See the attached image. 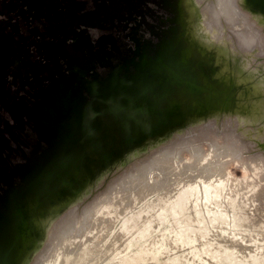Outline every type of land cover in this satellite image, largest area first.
Listing matches in <instances>:
<instances>
[{"label": "water", "instance_id": "95a60500", "mask_svg": "<svg viewBox=\"0 0 264 264\" xmlns=\"http://www.w3.org/2000/svg\"><path fill=\"white\" fill-rule=\"evenodd\" d=\"M233 1L227 22L215 18V0H181L178 29L157 53L148 91L100 110L113 122L109 137L92 139L88 156L73 155L85 148H75L72 134L27 167L24 188L0 200V264H39L70 215L117 179L203 134L225 139L246 164L232 215L264 231V0Z\"/></svg>", "mask_w": 264, "mask_h": 264}, {"label": "flooded vegetation", "instance_id": "af4514ba", "mask_svg": "<svg viewBox=\"0 0 264 264\" xmlns=\"http://www.w3.org/2000/svg\"><path fill=\"white\" fill-rule=\"evenodd\" d=\"M180 3L0 0V200L52 143L74 134L85 150L69 153L88 156L92 139L109 137L100 110L148 91Z\"/></svg>", "mask_w": 264, "mask_h": 264}, {"label": "bare ground", "instance_id": "6f19581e", "mask_svg": "<svg viewBox=\"0 0 264 264\" xmlns=\"http://www.w3.org/2000/svg\"><path fill=\"white\" fill-rule=\"evenodd\" d=\"M215 2V18L221 14L230 22L234 1ZM209 8L212 11L213 6ZM202 162L187 168L175 157L161 160L159 173L165 175L161 187H152V179H146L127 192L115 194L92 213L84 230L76 229L77 214L70 215L58 233L77 230L79 236L72 235V250L58 264H76L86 256L87 244L95 240L100 248L94 264H160L164 258L168 264H264V235L238 224L232 215L231 200L245 180L230 181L215 166L205 173ZM167 223L174 229L172 238L163 230ZM154 234H158L157 239ZM59 251L56 247L51 258L39 264H52ZM163 251L168 255L161 259ZM87 257L86 261L92 259Z\"/></svg>", "mask_w": 264, "mask_h": 264}, {"label": "rangeland", "instance_id": "374dc122", "mask_svg": "<svg viewBox=\"0 0 264 264\" xmlns=\"http://www.w3.org/2000/svg\"><path fill=\"white\" fill-rule=\"evenodd\" d=\"M15 135H16L15 140L17 141V138L19 137V135L18 136L17 134ZM1 143H2V138L0 135V145ZM164 153H165L164 155L165 156L167 155V157L160 159V160L148 161L147 165H145L144 168L138 171L136 170L134 172H130L127 175L117 179L111 186H109L106 189V191L101 195V197L93 205L80 211L79 213H76L78 216V217L76 216L77 221L75 222L76 227H77L76 229L84 230L87 227V223L89 222V219L92 217V213H94V211H96L103 203H105L110 198L114 197L115 194L127 192L129 189L136 186L137 183L142 180L152 179V183H149L152 187L153 186L161 187L163 185L165 175L162 174L161 176V173H159L160 171L159 162L167 158L175 157L179 161L184 162L185 164L183 166L187 168L191 167L192 164H194L195 162H199V161L201 162L203 160L204 162H202V165H201V170L203 172L206 173L210 169V167L215 166L220 171L221 176L222 174L223 176L226 175L228 176L230 181H233V182H237V181L241 182V181L246 180L248 177V174L246 172L247 166L244 163V161L236 155V151L234 147L231 144H228V142H226L225 139L219 138L215 135H210V134L197 135L185 142H182L178 147L174 148L170 152L166 151ZM213 175L214 174H212V176ZM77 230L76 232L73 231L66 235L62 234L63 232L59 233L58 238L63 235L64 237L60 241L57 240L56 245L53 247V249L57 247V249L60 251L54 256L52 264H58V262L65 255L66 252H71L72 249L70 248V246L72 247V245H70V243H72L73 239H75L74 237L72 238V235L74 234L75 237L79 236V232H78L79 230L78 231ZM163 230L166 233L165 235L169 238H172L175 235L174 229L172 228L170 223L165 224L163 227ZM252 231L258 232L256 230H252ZM260 232L264 235V231L263 232L260 231ZM154 235L156 236L155 238L157 239L158 234H154ZM154 235L151 236L152 239ZM65 237L66 239L67 237L69 239V240L67 239L68 241L66 242L63 241V240H66L64 239ZM70 239H72V241H70ZM156 239H153V240H156ZM236 240H239V239H236ZM61 242H62V245L60 246ZM99 248H100V242L98 240L88 243L85 248V251H83V253H85L86 256L82 257L83 259L80 257L81 259L79 258L80 260L79 261L77 260L75 263L82 264L81 262L82 260L83 264H94L95 263L94 259L96 260L98 256L97 252ZM166 252L167 251L162 252L161 259L165 256L167 257L168 253ZM176 252L177 251H175V253ZM51 253L52 251L46 254L43 257L42 262H47L51 258V257L49 258V256H51ZM262 254L264 255V252H262ZM87 256L92 257V259H89L88 261H86L85 258L87 259L88 258ZM47 257L48 259L46 260ZM162 260L163 261L160 264H168L166 258ZM146 264H157V263L148 261L146 262Z\"/></svg>", "mask_w": 264, "mask_h": 264}]
</instances>
